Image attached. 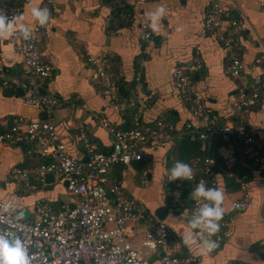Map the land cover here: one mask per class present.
Returning a JSON list of instances; mask_svg holds the SVG:
<instances>
[{
  "label": "crops",
  "instance_id": "0c3cea01",
  "mask_svg": "<svg viewBox=\"0 0 264 264\" xmlns=\"http://www.w3.org/2000/svg\"><path fill=\"white\" fill-rule=\"evenodd\" d=\"M4 1L20 3L22 11L14 19L3 21L0 63L8 74L20 77L22 56L10 38L22 30L21 26L24 29L31 26L36 18L31 10L35 7L39 11L40 0ZM217 1L225 10V26L233 19L241 20L244 25V30L234 35L237 55L243 63L242 77L251 81L261 76L264 73V0ZM120 2L127 8L126 11L123 7L127 18L124 21L114 16L115 0H55L50 23L41 36L40 50L52 66L42 90L62 101L61 107L53 109L47 119L55 125L59 139L72 156L78 159L87 156L78 137V128L83 126L99 151L108 152L112 136L102 120L120 128L124 124L129 126V112H133L131 108L116 104L98 82L86 60L88 54L111 59L117 91L123 97L132 86L134 75L140 74V98L144 103L142 119L150 122L160 115L165 116L173 123L174 142L182 137L186 128L201 129L192 103L180 97L171 77L175 65L190 67L196 62L198 69L192 77L191 99L201 100L207 111L221 119L220 123L243 125L264 139V93L259 106L240 118L232 116L239 84L228 73L229 59L221 41L204 28V15L210 0ZM140 25L151 32L150 38H141ZM259 58L262 59L260 63L256 62ZM22 94L19 86L0 85V120L9 122L19 116L42 119L43 110L23 103ZM29 148L28 144H6L0 148V200L8 203L22 219L33 218V205L38 199L55 207L75 203V197L68 192L60 176L44 180L34 192L24 191L19 180L9 179L7 174L12 167L35 168L50 162L48 157L42 159L28 153ZM172 149V142L157 145L150 149L151 160L146 166L139 169L134 164L131 168L116 166L110 178L120 183L128 196L143 201L154 214L159 207H164L163 221L168 226L171 241L180 244L182 254L195 256L197 264H264V157L250 168L243 164L239 152L221 147L224 166L220 165L210 190L221 192L220 206L229 219V226L222 230V240L213 242L202 228L191 225L186 207L174 209L167 204V165ZM241 183L250 197L243 210L233 206V201L241 196ZM132 225L135 233L131 241L137 245L143 239L144 225ZM145 255L152 264H161L156 253L146 252Z\"/></svg>",
  "mask_w": 264,
  "mask_h": 264
},
{
  "label": "built area",
  "instance_id": "2783aa9c",
  "mask_svg": "<svg viewBox=\"0 0 264 264\" xmlns=\"http://www.w3.org/2000/svg\"><path fill=\"white\" fill-rule=\"evenodd\" d=\"M115 1L116 8H119L118 17L126 20L121 0ZM54 7L55 0H40L41 17H36L31 26L25 28L26 32L20 30L10 38L22 56L20 77L8 74L0 63V85L19 86L23 90V103L41 109L47 115L62 105L60 99L42 90L43 82L52 73V66L43 57L39 43L50 23ZM21 11L20 3L9 4L1 0L0 15L5 20L14 19ZM224 16L225 10L218 1L210 0L203 23L205 30L217 35L221 41L229 59L228 73L239 84L232 113L240 118L260 105L264 93V73L251 81L242 77L243 63L237 55L234 35L241 33L244 25L241 20L233 19L225 26ZM41 18L43 24L40 23ZM140 29L142 39L151 37V32L144 25H140ZM86 60L114 102L133 110L131 124L124 130L102 120L103 126L112 136L108 152L99 151L81 126L78 128V137L86 148L87 156L86 159H78L68 152L49 119L32 120L27 116H19L9 122L0 120V148L6 144H28V153L51 159L35 168L12 167L7 174L9 179L19 180L24 191L34 192L48 174L60 176L68 192L76 199L72 205L62 204L60 207L38 199L33 205L32 219L20 218L8 203L0 200V235L8 239L19 238L28 248L31 264H152L145 251L160 256L161 264H197L195 256L183 255L180 244L171 241L165 221L158 219L143 201L128 196L124 187L110 178V172L116 166L131 168L137 161L150 162V149L174 137L173 123L163 115L151 124L144 123V103L140 98L142 79L139 73L134 75L132 86L123 97L117 91V78L112 71L111 59L88 54ZM256 62L260 63L262 59ZM197 69L198 62L190 67L175 65L171 77L180 96L192 103L193 114L200 120L198 138L212 135L223 141L234 139L240 145L239 154L243 164L250 168L258 165L264 157V139L252 134L243 125L219 124L218 118L207 111L201 100L191 99L192 77ZM187 164L193 173L189 180L190 189L201 180L210 187L215 184L216 174L221 167L213 158L193 159ZM182 179L175 184L170 205L172 208H182L184 205L181 194L185 192L186 185ZM240 188L241 196L233 201V206L243 210L248 206L250 197L243 183ZM194 193L187 194L191 200L188 211L191 225H206L211 220L226 229L229 219L224 212L219 220L202 216L204 206L215 208L216 202ZM133 223L144 225V236L137 247L130 240L135 233ZM221 240L222 233L218 232L215 241Z\"/></svg>",
  "mask_w": 264,
  "mask_h": 264
},
{
  "label": "trees",
  "instance_id": "16d2710c",
  "mask_svg": "<svg viewBox=\"0 0 264 264\" xmlns=\"http://www.w3.org/2000/svg\"><path fill=\"white\" fill-rule=\"evenodd\" d=\"M123 7H125V6H123ZM118 9L119 8L114 9V16L117 17V19H119L118 14H117ZM125 10L127 11L126 7H125ZM181 98H183V97H181ZM129 115L130 116H128L129 117L128 121L131 122L132 111L129 112ZM232 116H234V115H232ZM219 121L222 122L221 119L220 120L218 119V123L222 124ZM153 122L154 121H150V122L144 121V123H146V124H151ZM200 130L201 129L198 128L194 131L193 130L191 131V130L186 128V131L182 134V137L178 141L174 142L173 139L167 141V142H172V145H173V149L171 150L172 158L167 165V167L169 169V177H168V181H167V191H168V195H169L167 198L168 206L171 205L170 203L172 200V194L174 191L175 184L177 181L181 180V178H179V177H177L175 180H170L171 170L175 167L176 162L188 163L193 159L213 158L219 166L220 165L224 166L223 156L220 153L221 147L230 148L237 153L240 151V145L234 139L229 140V141H223L222 139H220L218 137H214L212 135L207 136L204 139L198 138ZM133 164L136 165L138 167V169L140 167H142L143 165H145V166L147 165L145 160L137 161V162H134ZM139 172L142 173V169L139 170ZM183 183L186 185V190L184 193L181 194V198H182L183 203H184L183 207H186L187 212H188L189 208L191 206V200L187 194L192 192V191L196 192V187L199 183H196L194 185L193 189H190L191 183L189 182V180L184 179ZM210 188H211L210 186L204 184V190H207V189L210 190ZM200 226H202V227H200ZM197 227H199L200 229L202 228L201 230H204L207 234V237L212 239L213 242H217V241H215V235L218 232L222 233V230H223L222 228H220V226L218 228V231H216V232H210L208 227H206L205 225H199ZM183 255H188V254H183Z\"/></svg>",
  "mask_w": 264,
  "mask_h": 264
},
{
  "label": "clouds",
  "instance_id": "9594fccd",
  "mask_svg": "<svg viewBox=\"0 0 264 264\" xmlns=\"http://www.w3.org/2000/svg\"><path fill=\"white\" fill-rule=\"evenodd\" d=\"M31 11L34 17H41V13L35 7L32 8ZM4 19V16H0V31L5 30L3 23ZM40 23L43 24V18L40 19ZM9 27L11 26L9 25ZM21 29L26 32L23 26H21ZM192 175V168L189 164L185 162H176L175 167L171 170L170 180H175L177 177L190 180L192 179ZM194 194H200L216 201L217 206L215 208L204 206L202 209V216L204 218L214 217L217 220L222 218L223 209L219 207L223 200L221 192L212 190L205 192L204 181L201 180ZM192 226L195 227L196 224L193 223ZM205 226L208 227L210 232H216L219 228V226L212 223L211 220L207 221ZM185 242L187 243L188 241L186 240ZM215 246L216 245H213V247ZM202 251L207 252L205 250ZM31 260L32 258L29 256L27 246L22 243L19 238L8 239L0 235V264H31Z\"/></svg>",
  "mask_w": 264,
  "mask_h": 264
},
{
  "label": "water",
  "instance_id": "95a60500",
  "mask_svg": "<svg viewBox=\"0 0 264 264\" xmlns=\"http://www.w3.org/2000/svg\"><path fill=\"white\" fill-rule=\"evenodd\" d=\"M42 119H46L47 118V114L45 112H42V116H41ZM129 128V126L127 124H124L121 129H124V130H127ZM50 161L51 159L48 158ZM53 176L52 174H48L46 177H45V180H49V179H53ZM156 216L158 217V219L160 220H163L165 218V215H166V209L164 207H159L156 212H155Z\"/></svg>",
  "mask_w": 264,
  "mask_h": 264
},
{
  "label": "rangeland",
  "instance_id": "374dc122",
  "mask_svg": "<svg viewBox=\"0 0 264 264\" xmlns=\"http://www.w3.org/2000/svg\"><path fill=\"white\" fill-rule=\"evenodd\" d=\"M134 175H137V171H135V174ZM130 240H131V238H130ZM132 242V241H131ZM132 244L134 245V246H139L140 245V243L139 244H137V245H135L133 242H132ZM144 251H145V249H144ZM145 253H146V251H145Z\"/></svg>",
  "mask_w": 264,
  "mask_h": 264
}]
</instances>
